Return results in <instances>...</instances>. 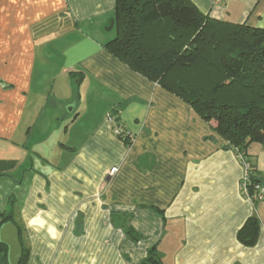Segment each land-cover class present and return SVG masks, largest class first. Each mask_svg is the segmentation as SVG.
Here are the masks:
<instances>
[{
  "label": "crops",
  "instance_id": "crops-1",
  "mask_svg": "<svg viewBox=\"0 0 264 264\" xmlns=\"http://www.w3.org/2000/svg\"><path fill=\"white\" fill-rule=\"evenodd\" d=\"M190 2L264 29V0ZM114 7L0 0V220L10 207L26 264H144L150 251L159 264H264V198L242 190L246 161L222 149L215 122L104 49ZM247 154L264 186V146Z\"/></svg>",
  "mask_w": 264,
  "mask_h": 264
},
{
  "label": "trees",
  "instance_id": "trees-1",
  "mask_svg": "<svg viewBox=\"0 0 264 264\" xmlns=\"http://www.w3.org/2000/svg\"><path fill=\"white\" fill-rule=\"evenodd\" d=\"M106 29L114 37L104 49L180 96L205 122H215L213 131L224 141L223 150L233 151L245 162L250 145L264 146V29L214 20L190 0H115ZM120 140L128 146L132 143ZM245 164L247 194L252 198V185L259 181ZM7 222L18 228L20 264H26L28 249L11 208L1 216L0 227ZM258 226L255 218H249L237 233L238 242L253 247ZM126 234L138 239L131 228ZM6 256L7 249L0 244V264H7ZM144 264H159L153 251Z\"/></svg>",
  "mask_w": 264,
  "mask_h": 264
},
{
  "label": "water",
  "instance_id": "water-1",
  "mask_svg": "<svg viewBox=\"0 0 264 264\" xmlns=\"http://www.w3.org/2000/svg\"><path fill=\"white\" fill-rule=\"evenodd\" d=\"M0 244L7 249V264H20L22 247L19 241L18 228L12 222L1 225Z\"/></svg>",
  "mask_w": 264,
  "mask_h": 264
},
{
  "label": "built area",
  "instance_id": "built-area-1",
  "mask_svg": "<svg viewBox=\"0 0 264 264\" xmlns=\"http://www.w3.org/2000/svg\"><path fill=\"white\" fill-rule=\"evenodd\" d=\"M106 121L113 126L112 133L116 138L126 139L130 142H133L134 140L133 134H131L129 131L125 130L118 123H116L115 118L111 114H108L106 116ZM244 167H245V174L242 178V190L247 194L250 182H249L247 165L245 163H244ZM252 188H253V195L252 198L250 197V200L252 201L262 200L264 198V186L260 183H255L252 185Z\"/></svg>",
  "mask_w": 264,
  "mask_h": 264
},
{
  "label": "rangeland",
  "instance_id": "rangeland-1",
  "mask_svg": "<svg viewBox=\"0 0 264 264\" xmlns=\"http://www.w3.org/2000/svg\"><path fill=\"white\" fill-rule=\"evenodd\" d=\"M245 159H246L247 163L250 161L249 156H246ZM8 207H9V206H8ZM9 209H10V207H9Z\"/></svg>",
  "mask_w": 264,
  "mask_h": 264
}]
</instances>
